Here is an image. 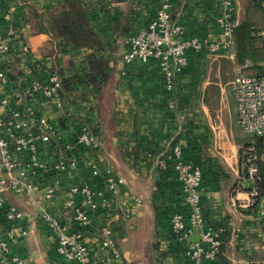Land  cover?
I'll use <instances>...</instances> for the list:
<instances>
[{"label": "crops", "instance_id": "obj_1", "mask_svg": "<svg viewBox=\"0 0 264 264\" xmlns=\"http://www.w3.org/2000/svg\"><path fill=\"white\" fill-rule=\"evenodd\" d=\"M221 1L172 0L173 16L184 25V36H217L216 17L221 11ZM57 2L0 0V31L19 39L20 44L29 49L27 66L35 65V57L41 66L53 70L67 67L69 63L78 65L84 60L85 48L63 51L46 31L34 30L33 9L43 14L48 25V9ZM8 3L17 6L10 22L3 19ZM94 5L99 11V23L106 39L116 47V51L108 54L112 75L101 93L90 86L80 87L77 96L71 93L62 100V107L52 104L45 110L60 136L52 143L47 157L53 161L54 152L59 151L58 155L67 143H71L76 146V153L81 154L80 158H86L87 166L80 165L68 172L35 170L32 178L42 188L41 201L57 217L67 218L64 201L71 196L70 187L88 178L89 163L97 160L103 175L112 170L126 178L121 189L113 194L114 202L132 193L144 195L146 204L134 214L138 221L156 205L160 212L185 209L182 185L167 157L172 147L180 144L185 154L204 168V209L208 222L220 232L223 240L219 264H264V216L260 214L259 205L238 207L232 204L236 194L239 198H248L256 185L255 180L244 176L243 148L256 142L261 149V142L258 137L245 133L238 124L231 85L240 68L246 73L264 74V60L257 63L259 66H253V63L246 66L249 59L242 58V51L235 41L231 52L191 54L189 64L177 82L176 105L172 109L168 104L170 93L164 87L157 63L136 62L124 67L122 61L123 39L149 21L156 8L155 0H100V3L96 0ZM237 8L239 14L244 13L241 21L252 24L253 35L264 48L262 1L238 0ZM253 9L254 16L251 15ZM123 12L130 17L131 27L126 36L119 37L115 25ZM31 56L33 60H30ZM125 69L128 76H124ZM79 122L89 124L92 131L98 130L96 134L102 142L98 150L85 149L76 143ZM0 173H3L1 162ZM261 177L264 179V163ZM51 185L56 186L57 194L46 199L43 192ZM4 197L6 203L0 208V233L12 226L5 216L7 205H14L24 213L16 225L32 224L28 235L17 232L9 240L12 254L22 256L27 264H73L58 255L53 233L37 215V208L27 195L7 190ZM116 213L113 210V218L118 217ZM93 217L94 226L85 236L97 248L94 240L107 219L103 213ZM167 217L164 222L160 220L163 227L158 228L159 238H156L159 253L163 254L160 258L166 264H185V249L192 241L190 238L183 243L174 240ZM124 224V221L120 224L121 237L127 234ZM194 234H200L198 228ZM122 251L128 259L126 251Z\"/></svg>", "mask_w": 264, "mask_h": 264}, {"label": "built area", "instance_id": "obj_2", "mask_svg": "<svg viewBox=\"0 0 264 264\" xmlns=\"http://www.w3.org/2000/svg\"><path fill=\"white\" fill-rule=\"evenodd\" d=\"M261 1L264 7V0ZM237 2L221 1V11L216 17L219 33L206 38L184 36V25L173 16L172 0H155L156 8L149 21L123 39L124 67L136 62L157 63L164 87L170 93L169 107L173 109L177 82L188 66L191 54L232 51L235 33L241 23ZM16 7L15 3L7 4L3 15L5 21L13 20ZM20 43L19 39L0 31V162L3 168L0 173V208L6 203L4 193L7 190L27 195L36 206L37 215L53 233L58 255L73 264H130L117 234L123 217L143 208L146 201L143 194L132 193L114 202L112 196L125 184V176L112 170L103 175L99 161H91L89 179L70 187L71 196L64 201L69 218L65 219L54 215L39 197L42 188L32 178L35 170L68 172L80 165L87 166V160L80 158L81 154L76 153V146L71 143H67L58 155L59 151H55L53 161L47 157L52 143L60 136L45 110L52 104L64 105L58 98L62 79L57 72H43L41 64L34 63L35 72L33 65H25L29 49ZM33 58L31 56L30 60ZM246 63V66L252 64L250 60ZM231 83L238 124L245 133L258 137L261 142V149L256 142L243 148L244 176L255 180L256 185L248 198L242 199L236 194L232 204L238 207L258 204L260 214L264 216V179L261 177L264 163V74L246 73L240 68ZM75 141L85 149L98 150L102 145L85 122L78 123ZM167 157L173 161L186 207L167 218L173 238L178 243L188 242L198 228L201 238L198 242L188 243L185 264H213L221 253L223 240L205 215L203 165L189 158L180 144L174 145ZM99 176L104 178L103 189L96 188L90 180ZM56 194L55 185L46 187L43 192L46 199ZM113 210L117 211V218H113ZM99 213H103L107 220L94 240L97 242V248H94L85 233L94 226V214ZM5 216L12 226L0 233V264H27L22 256L10 252L9 240L17 232L28 235L32 224L26 227L16 225L24 213L14 205H7Z\"/></svg>", "mask_w": 264, "mask_h": 264}, {"label": "trees", "instance_id": "obj_3", "mask_svg": "<svg viewBox=\"0 0 264 264\" xmlns=\"http://www.w3.org/2000/svg\"><path fill=\"white\" fill-rule=\"evenodd\" d=\"M97 2L100 3V0H97ZM33 11L35 31H46L51 40L61 46L63 51H67L68 48L86 49L84 60L80 65L69 63V66L61 67L58 70L42 66L43 72H57L61 76L62 82L58 91V98L64 100L71 93H75V96H77L76 92L81 89L80 87L90 86L101 93L107 86L113 71L108 54L116 51V47L106 39L104 30L99 23V11L94 2L90 0H60L48 9V25L45 24L41 12L35 9ZM130 27L131 19L126 12H123L115 25L118 36H126ZM253 31L250 22L241 21L234 39L242 51V58L244 60L249 59L253 66H259L257 63L264 60V48L258 45V38L253 35ZM87 126L92 131V127L89 124ZM92 133L99 138V135L96 134L98 133L97 129H94ZM134 154L137 159L138 153L135 152ZM170 162L173 168L172 159ZM90 175L91 171L87 179ZM90 180L96 188L103 189L104 178L99 176L90 178ZM158 209H160L159 205H156L155 210ZM166 212L168 214V211ZM170 213H173V211ZM163 216L167 217L165 211ZM147 251L150 252V246L147 247ZM222 254L223 246L221 253L213 264H219ZM150 264H155L153 256L150 258Z\"/></svg>", "mask_w": 264, "mask_h": 264}, {"label": "rangeland", "instance_id": "obj_4", "mask_svg": "<svg viewBox=\"0 0 264 264\" xmlns=\"http://www.w3.org/2000/svg\"><path fill=\"white\" fill-rule=\"evenodd\" d=\"M253 11L254 9L252 10V13H251L252 16H254ZM243 14L244 13H240L241 18ZM13 62L15 63L16 61H13ZM33 62L39 64V61L37 60ZM80 64H81V61H79L78 65ZM124 76H128L127 70ZM163 212L164 211L160 213L159 210H155L152 208L148 212L144 213L139 221L136 218V216H134L135 213H132V215L129 217H126V216L123 217L124 218L123 221L125 223L123 227L124 228L126 227L127 234H126V237L125 236L121 237V233L120 231H118L117 237H118V240L120 241V245L122 244L121 246L122 249L126 251L128 255V260L130 264H150L151 256H153L155 260V264H166L164 263V260L163 259L161 260L160 258V256H163V254L159 253L160 250L157 244L158 239H156L160 232L158 228L163 227L161 223L164 222L166 219L165 216H163ZM170 214L171 213L169 211H168V214L165 211L166 216L169 217ZM160 220H162V222ZM130 224L134 225L135 227L133 226L131 227ZM123 238H126V239L123 240ZM148 246H150V252L147 251Z\"/></svg>", "mask_w": 264, "mask_h": 264}, {"label": "water", "instance_id": "obj_5", "mask_svg": "<svg viewBox=\"0 0 264 264\" xmlns=\"http://www.w3.org/2000/svg\"><path fill=\"white\" fill-rule=\"evenodd\" d=\"M200 238H201L200 234H192V235L190 236V240H191L192 242H198V241L200 240Z\"/></svg>", "mask_w": 264, "mask_h": 264}]
</instances>
